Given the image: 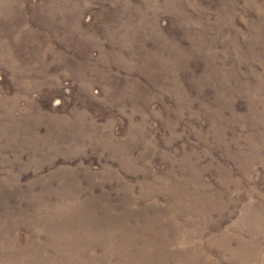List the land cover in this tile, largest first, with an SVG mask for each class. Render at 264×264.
<instances>
[{
	"label": "rangeland",
	"instance_id": "rangeland-1",
	"mask_svg": "<svg viewBox=\"0 0 264 264\" xmlns=\"http://www.w3.org/2000/svg\"><path fill=\"white\" fill-rule=\"evenodd\" d=\"M0 264H264V0H0Z\"/></svg>",
	"mask_w": 264,
	"mask_h": 264
}]
</instances>
